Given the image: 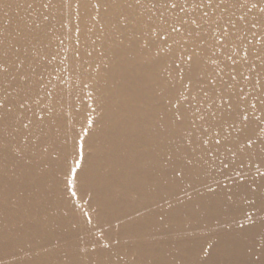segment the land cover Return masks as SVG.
Listing matches in <instances>:
<instances>
[{
	"label": "bare ground",
	"instance_id": "1",
	"mask_svg": "<svg viewBox=\"0 0 264 264\" xmlns=\"http://www.w3.org/2000/svg\"><path fill=\"white\" fill-rule=\"evenodd\" d=\"M0 264H264V0H0Z\"/></svg>",
	"mask_w": 264,
	"mask_h": 264
},
{
	"label": "snow or ice",
	"instance_id": "2",
	"mask_svg": "<svg viewBox=\"0 0 264 264\" xmlns=\"http://www.w3.org/2000/svg\"><path fill=\"white\" fill-rule=\"evenodd\" d=\"M172 7H176V5L173 4ZM217 143H219V141H217ZM251 143H252V141L249 139L248 144L251 145ZM73 150L75 152V156L79 158V161H83V159H84V145L82 143L76 144L73 146ZM76 167L81 168L82 167L81 163L78 162ZM69 172L72 174H75V169L70 167Z\"/></svg>",
	"mask_w": 264,
	"mask_h": 264
}]
</instances>
